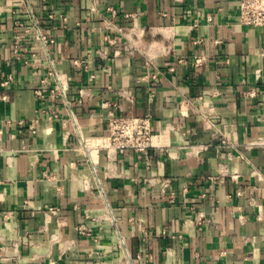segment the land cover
Returning <instances> with one entry per match:
<instances>
[{
	"label": "crops",
	"instance_id": "1",
	"mask_svg": "<svg viewBox=\"0 0 264 264\" xmlns=\"http://www.w3.org/2000/svg\"><path fill=\"white\" fill-rule=\"evenodd\" d=\"M239 3L0 0V264H264V27ZM111 115L155 147L80 150Z\"/></svg>",
	"mask_w": 264,
	"mask_h": 264
},
{
	"label": "built area",
	"instance_id": "2",
	"mask_svg": "<svg viewBox=\"0 0 264 264\" xmlns=\"http://www.w3.org/2000/svg\"><path fill=\"white\" fill-rule=\"evenodd\" d=\"M32 15V13L30 12ZM33 16V15H32ZM238 19L241 25L248 27H264V0H240ZM34 24L36 23L33 17ZM20 26V24H19ZM37 38L43 42L46 46L48 43L47 38L43 32L38 28ZM24 36L17 34L15 41V50L19 52L22 46V40ZM105 41L108 43L114 42L111 36H105ZM201 60L197 59L196 64H200ZM81 64L86 68V60H82ZM173 70V68H171ZM49 77L54 78L56 85L49 88V96L53 99L63 98L68 106L71 102L68 99V83L65 82L57 72L56 63L54 60H50ZM14 78L9 76L7 80L3 82V85L10 84ZM49 80L43 81V84L49 85ZM38 95L45 97L41 90L37 91ZM55 118L57 114L53 115ZM156 135L152 129V121L149 116L145 117H125L111 115L107 120V135L99 138L98 143L92 146V142L88 138L81 139V149L89 150L90 148L98 149L102 147L108 148L110 151L124 154L132 151L138 154H145L155 147ZM92 156H90V159ZM165 186L169 187V181ZM54 211V209H52ZM115 225L117 226L116 222ZM80 233L84 236H92L93 234L85 226L79 227ZM121 247L126 249L125 241L121 240ZM127 251V250H126Z\"/></svg>",
	"mask_w": 264,
	"mask_h": 264
}]
</instances>
